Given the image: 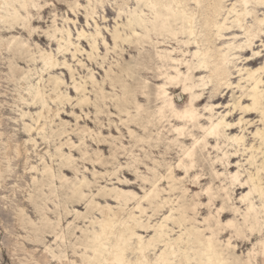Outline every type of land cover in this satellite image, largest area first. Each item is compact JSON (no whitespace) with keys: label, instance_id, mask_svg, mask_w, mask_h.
I'll return each instance as SVG.
<instances>
[{"label":"rangeland","instance_id":"1","mask_svg":"<svg viewBox=\"0 0 264 264\" xmlns=\"http://www.w3.org/2000/svg\"><path fill=\"white\" fill-rule=\"evenodd\" d=\"M35 1L43 8L29 7L31 27L35 29L32 33H29V28L16 25L21 31L8 34L4 24L0 23V264H63L59 260L65 261L66 256L72 262L64 264H73V261L81 264L84 256L82 244L91 235L94 221L101 217L99 209L108 204L115 212H134L140 225L136 232L144 237L146 243L152 236H158V225L164 222L169 212L174 218H180L182 206L196 203L201 204L198 214L190 213V216L196 218V225L202 229L204 218L210 213L215 214V209L222 205L229 209L223 223L235 218L238 224L243 225L247 203H242L240 197L249 191V187L246 186L245 193L237 191L240 186L231 185L229 172H239L240 180L244 182L262 168L261 181L256 182L264 181V146H261V137L264 138L261 110L264 104L258 107L259 111L240 110L242 105L252 104L246 95L250 85L246 71L264 67V7L260 2L246 0L249 3L244 4V0H202V6L217 4L223 6L224 11H231L234 6L236 11L244 14L237 24L233 23L236 13L231 11V19L226 25L229 28L220 33L206 29L203 24L205 19L213 17L212 12L201 10L193 2L182 3H191L187 8L196 10L195 27L202 32L200 44L205 41L204 45L212 49L214 56L232 44L244 47L232 52L228 80L218 85L214 79L205 91L203 88L194 90L204 99L198 103V112L203 115L201 125L208 126L213 115L214 120L224 116L225 122L232 127L226 128V134L210 138L206 148L197 146L196 167L186 173L178 163L185 158L183 151L194 143V138L186 136L180 140L176 133L171 132L177 122H170L167 118L159 122L157 112L163 104L156 101L159 83L154 73L157 72V51H172L173 58L186 60L193 66L197 64L193 57L197 45H190L188 50L182 42L172 40L166 34L160 38L161 44L156 50L153 45L157 38L152 27H149V34L154 42L146 38L133 42L128 38L134 17H151L144 15L149 14L145 0ZM16 5L21 14L27 16L26 11ZM223 15L224 12L218 18L220 21ZM136 28L141 32L139 27ZM259 28L262 31H258ZM249 30L258 34L255 39L250 38L253 39L251 48L246 46L250 44ZM116 32L120 36L117 40L114 39ZM83 33L85 36L80 38ZM52 35L57 38H52ZM14 36L17 40L11 45L12 51L6 44ZM69 36L70 49L59 51V46L66 45L65 40H69ZM179 37L183 40L185 36ZM45 53H50L62 65L43 72V77L39 78L45 70L41 60ZM182 67V72L188 74L187 65ZM261 72L263 82L260 91H263L264 101V70ZM209 74V69L198 74L194 72L191 78L200 85V77ZM57 77L61 79L58 85L54 82ZM226 81L229 87L224 85ZM77 85H85L86 91H77ZM38 91L45 94L44 99L33 101L32 97ZM141 92H146L147 96L140 101L143 109L137 111L135 99L138 100ZM169 92L180 109L188 105L190 95L183 87ZM58 95L64 103L59 99L56 102L50 100V97ZM23 98L26 101H22ZM87 98L89 103H83ZM238 102L240 104L235 109ZM206 106H213V112L206 110ZM48 108L53 111L59 109V116L54 117L53 111L48 114ZM126 110L130 111V116ZM44 113L49 119H39ZM241 119L243 122L239 124ZM39 122L46 124L41 134L36 131ZM32 126L34 129L29 132ZM189 131L197 137L204 135L202 130L192 126ZM258 131L261 136H255ZM233 136L244 139L239 144L233 143L229 140ZM35 142L37 146H33ZM21 147L23 152L26 148L29 153L17 162V150ZM224 153L230 156L226 167L220 161ZM48 167L52 171L45 172ZM170 167L173 179L162 178L169 176ZM196 174L200 175L197 184L194 183ZM62 175L66 176L63 180L60 179ZM154 183L158 197L144 200V195L150 192ZM209 186L215 203L205 207L209 196L204 190ZM120 191L131 192L136 198L126 205L124 198L116 199L115 193ZM131 194L127 193L125 197L132 198ZM139 200L145 209L142 214L134 209ZM253 201L259 204L260 198L256 195ZM232 209L240 211L239 217ZM22 210L26 222H20ZM167 223L173 233L179 235V224L174 227L171 221ZM191 226L184 224L183 230ZM35 229L40 232H35ZM229 231L220 236L226 257L230 261L246 259L260 238L246 246L243 245L245 241L233 238L231 243L237 246L236 250L233 247L227 249L226 244L233 236ZM55 233H63L66 241H56ZM28 236L34 237V242H30L26 238ZM184 238L183 248H186L189 239ZM137 243L138 237H133L129 261L138 258L136 250H132L138 247ZM163 251V246L159 249L151 247L148 257L155 260Z\"/></svg>","mask_w":264,"mask_h":264},{"label":"bare ground","instance_id":"2","mask_svg":"<svg viewBox=\"0 0 264 264\" xmlns=\"http://www.w3.org/2000/svg\"><path fill=\"white\" fill-rule=\"evenodd\" d=\"M148 3V9L149 14L144 15H151V17L148 16V18H145L141 15L138 17H134L131 20V24L133 25V28L131 30V33L127 35L128 38H132L133 42L137 41L140 42L141 39H148L152 40L154 42L150 32V28L152 27L153 31L155 32L156 36V43H154V48L158 50V45L161 44L160 38L165 37L166 34L170 35L172 40H176L177 42H182L187 49H190V45H197L198 49L194 52L193 57L196 59L197 64L196 65H190L189 62L183 59L173 58V52L168 50H162L157 51L156 56L158 59L157 64V72L154 73V78L159 83L158 88L156 90V101L160 102V104H163L159 107L157 115L159 122L162 123L163 119L167 118L170 122H177L178 125H173L171 132L176 133V135L181 138L180 140L186 139V136H191L194 138V143L190 147H185L183 151L184 159H180L178 163V167L181 169H187L186 173L189 172L190 169H193L196 167L195 159L196 156V150L197 146L204 145L206 148L209 145V139L210 138H217L220 137V135L226 134V128H229L228 125H231L227 122H225V117H221L219 120H214V116L212 115L209 120L210 124L208 126L201 125L200 118L203 116L198 109V103L202 102L204 99H202V94H197L196 91H194L196 88H203V91L208 88V86L214 82V79L217 80L218 85H222V82L225 80H228L230 76V71L228 70L229 64H231V57L233 56V51L237 48L243 49L242 46H234L233 44L228 46L226 49L219 50L216 55L212 54V49L208 45H204L205 41H202V45L200 44V40L202 39V32H199L196 30L195 27V20H196V10L192 7L187 8L188 5L191 3H188L187 5H182L183 2H193L192 4L196 5L197 7H200L201 10H205L206 12H212L213 17L209 19H205L203 22L206 29H215L218 33H220L221 30L228 29L226 28L227 21L231 19L230 13L231 11L236 13L235 18L233 19V23L239 24L242 21V17L244 14L239 13V11H236L234 6L230 10H223V6H217V4H211L209 3L208 6H202V0H145ZM205 1V0H204ZM260 2V0H258ZM244 4H248L249 1L244 0ZM20 5L22 9L26 11L27 16L21 14V11L17 7V5ZM261 4V3H260ZM0 5H3L0 7V23L4 24V28H6V32L8 34L15 33L17 31H21L16 25L23 26L24 28H29V33H32L35 29L31 27V19L29 7L33 6L34 8H37L38 10H41L43 8V5L40 3H36L35 0H0ZM10 5V7L8 6ZM181 5V6H180ZM12 9L14 10L12 12ZM74 12L75 9H73ZM224 12V17L220 21L218 18L222 17V13ZM248 14V13H247ZM177 23V27H174V24ZM149 24V26H148ZM139 27L141 29V32H139V29L136 28ZM59 31V30H57ZM258 31H262L261 28H259ZM69 34V31H68ZM100 34V33H99ZM185 36L182 38L183 40H180L181 37L179 36ZM248 41H250V44L246 45L247 47H252L253 39L250 38H256L258 36L257 32L254 30H249L247 32ZM80 38L84 37L85 34H80ZM52 38H57L56 35H52ZM120 38L119 33L116 32L114 39L117 40ZM63 39V38H62ZM17 38L14 36L12 39L8 41L6 45H8V49H11L14 51L11 47L13 44V41H16ZM130 41V40H126ZM66 45L61 44L59 46V51L64 52L68 51L70 49L71 39L69 36V40H65ZM145 43V41H143ZM140 43V44H143ZM24 43H22L23 45ZM94 45H96V40L94 41ZM117 46V44H115ZM14 47H19L18 45H14ZM66 48V49H64ZM97 49V47H95ZM186 53L184 52V56ZM75 56V54H74ZM41 60L44 63L45 70H42V74H39V78H42L43 72L48 71L49 69H54L57 66H61L62 64H59L58 59L55 57H52V55L49 53H45L41 55ZM169 62L176 63V64H169ZM186 64L188 68V74H185L182 72V66ZM63 65L68 66L67 63H63ZM181 66V68H180ZM168 68V69H167ZM165 69V70H164ZM209 69V75L200 77V85L195 84L192 81L191 75L198 73H202L205 70ZM264 70V67L260 68H253L246 71L247 81L250 82L249 88L247 90V97L249 98V101L252 102L251 105L243 107L241 106L240 110L243 112H248V108H255V111H259V106L262 104L263 99V91H260V84L263 82L261 76L262 72ZM241 72V70L239 71ZM92 82H94L95 77L93 76ZM55 84H60L61 79L59 77L55 78L54 80ZM224 85H227L228 87L230 84L226 81ZM179 87H183L184 91L186 93H189V103L188 105L180 109L178 105L170 98L172 93L169 92L171 89H176ZM145 88V87H144ZM75 89L77 91L81 90V92L86 91V86H75ZM143 90V88L141 89ZM129 92V91H128ZM44 95L41 91H38L33 97L32 100H41L44 99ZM145 96H147L146 92H141L140 96L138 97V100H136L135 105L137 111H140L143 109V106L140 104V101L145 99ZM87 96H85L86 98ZM59 99L62 102L61 95H58L56 97H50L51 101L56 102V100ZM22 101H26L25 98L22 99ZM89 99H84L83 103L88 104ZM127 101V100H126ZM240 102L238 104H235L234 108H238ZM35 105V103H34ZM49 107V106H48ZM206 110H209L210 112H213V106H206ZM264 109V108H263ZM53 109L50 110L48 108L47 113L50 114ZM121 111H124L121 109ZM60 110H54L53 114L54 117L59 116ZM128 116L131 115L130 111H125ZM262 114V110H261ZM26 114H23L25 116ZM264 116V115H263ZM39 119H49L48 116H46V113L40 114ZM243 120L241 119L239 124L242 123ZM36 123H38V120H36ZM46 124H43L42 122L37 125L36 131L41 134L45 130ZM198 128L203 131L202 137L195 136L192 131H189L190 127ZM34 129V127H30L29 132H31ZM177 129H180L181 131H177ZM215 129L214 134L209 135L212 130ZM207 130V131H206ZM134 133L131 131V135ZM255 136H261V132L258 131L255 133ZM244 137L240 136H233L229 138L230 141L233 143H240L242 142ZM262 144L264 146V138L261 137ZM33 146H37V142L34 143ZM218 147V145H216ZM220 150L222 148H219ZM29 150L24 148V152L22 150V147L17 150V156L18 160L20 161L21 158L26 154L28 155ZM236 152L235 154H237ZM28 157V156H27ZM229 158L230 156L227 153L223 154V157L220 158V161L223 162L225 167L229 165ZM253 158V157H251ZM9 159V157H7ZM28 159V158H27ZM227 164V165H226ZM194 165V166H193ZM264 165V164H263ZM263 169L258 168L256 171V175L249 176V179L243 182V180H240V173H239V180L240 183L238 184L240 187L237 189V191H241V193H245L249 185H251V190L253 192L252 197H249V200L252 203H247L246 207V213L243 215V222L244 224H238L236 220H234L236 223V227L229 228V229H221L218 227L216 220H208L209 216H213V213H210L208 217L204 218L205 220H208V223L205 224L204 221L201 222V224L204 228L202 229L200 226H197V220L195 217L190 216L191 211H189L190 208L195 206L187 205L181 207L180 212V218L185 217L184 224H192L191 227H186L184 231L185 237L189 239L187 242L189 245L186 248H183L181 251L182 259L185 261V264H246V262L249 260V255L247 254L246 259H238L234 261H230L229 258L226 257L225 251L221 248V241L220 236L223 234H226L225 232H230L233 236L230 237L229 240H232L233 238H236L237 241L240 240L241 242L245 241L243 244L244 246L248 245V242L254 241V239L257 240V238H260V231L261 228L264 227V215L261 214V206L260 203L257 204L253 200L255 199V196L257 195L260 198V191L262 187V183L257 184V181H261L259 176ZM47 171H52L51 167H48ZM68 171V170H66ZM170 174L167 177V179H173V171L171 167L169 168ZM230 174V180L231 185L235 186L237 184H234L233 177L237 175ZM30 174V173H28ZM2 176L1 166H0V177ZM196 176H199V174H196L194 176V183L197 184L198 180L195 179ZM218 176V174H217ZM66 176L62 175L60 177L61 180L65 179ZM35 180L36 177H33ZM161 180V179H160ZM248 185V187H246ZM153 188L150 190L149 193H146L143 197L144 200H150L157 196V185L156 183L153 184ZM209 187H207L204 191L207 193ZM188 190H186L187 192ZM212 192V188H211ZM127 193L131 192H116V199L124 198L126 205L131 200H134L136 198L135 194H131L132 198L125 197ZM228 194V192H226ZM248 192L242 196H247ZM147 197V199H145ZM158 197V196H157ZM214 194L212 193V204L214 205ZM214 202V203H213ZM137 206L134 207V209L140 210V213L142 209L145 210L141 204L140 200L137 202ZM200 206L201 204L198 203ZM225 206V205H222ZM254 208L253 211L249 212V208ZM220 207H217L218 209ZM215 209V210H216ZM101 217L97 218L96 221H94V229L91 231V235L87 237V242L83 243V251L84 256L81 259V264H94L98 262L97 264H103V262H107V264H121V262H131L128 259V252L130 251L131 244L133 237H138V247L135 249H132L133 251L136 250V254L138 255V258L136 261H140L143 259H149L148 257V251L151 249L149 247V244L146 242H143V248H141V241L139 239V236L136 232V227L140 226L138 223V220L136 218V215L134 212H131L130 214H125L122 212H115L113 211L112 207L108 204L107 206L101 207L100 209ZM199 209H197L196 213L198 214ZM24 210H22L21 215L19 216L20 222H26L24 219V215L22 214ZM236 212V211H235ZM189 215V216H188ZM228 213L224 212L219 215L217 218L220 223H223L224 217H227ZM212 221H215L214 224H211ZM61 223L59 222V225ZM23 226V225H22ZM244 226V227H243ZM142 227V226H141ZM249 229H254V231L250 232ZM214 230V231H213ZM35 232H40L38 229L34 230ZM56 237V241H66V236L62 233H55L54 235ZM31 242H34V237H26ZM185 239V238H184ZM229 240L226 244V248L230 249L231 247L236 250L237 246L233 245L231 243V247L228 246ZM260 240H257V243L254 244L252 250L249 252H252L253 249H255L256 252H260L261 248L258 245ZM258 245V246H257ZM257 246V248H256ZM155 248V247H154ZM24 251H27L25 249ZM190 251L192 253L190 254ZM159 252V251H158ZM248 252V253H249ZM89 253V255H87ZM157 258L162 259H173L174 256L171 255V248H169L168 252L164 253L163 257H160V255L157 256ZM259 258L264 260V255L257 256L253 255L251 257V260L254 264V262L259 261ZM65 261L60 259V263L64 262H72L70 260V257L66 256ZM195 261V262H192ZM40 264V263H37ZM66 264V263H65ZM73 264H77V261H73Z\"/></svg>","mask_w":264,"mask_h":264},{"label":"snow or ice","instance_id":"3","mask_svg":"<svg viewBox=\"0 0 264 264\" xmlns=\"http://www.w3.org/2000/svg\"><path fill=\"white\" fill-rule=\"evenodd\" d=\"M261 6L264 7V0H260ZM3 5H0V7H2ZM10 7V5H8ZM247 6V5H246ZM264 23V22H262ZM262 104H264V101H262ZM255 108H248L247 111H255ZM262 115H264V109H262ZM262 123H264V120H262ZM228 127H232V125H228ZM177 131H181L180 129H177ZM207 131V130H206ZM215 129L212 130V132L209 133V135L214 134ZM194 166V165H193ZM185 171H187V169H185ZM196 180H199L200 177L196 176L195 177ZM233 182L234 184H239L240 180H239V173H237L236 176L233 177ZM249 188H251V185H249ZM225 192H227V189H224ZM209 196V200H208V205L205 207H211L212 206V192H211V186H209L207 193ZM199 195V193L197 194ZM253 192L251 190L248 191L247 196H241L240 200L242 203H252L249 200V197H252ZM139 199V198H138ZM145 199H147V197H145ZM225 199L227 200V197H225ZM260 206H261V214L264 215V181H262V187H261V191H260ZM201 206L199 204H196L195 206H193L192 208L189 209V211H191L192 213H196L197 209H199ZM234 211H236V215L237 217H239L240 215V211L236 210V209H232ZM254 208H249V212L253 211ZM142 212L145 210H141ZM226 211H229L228 208H226L225 206H221L220 208L215 210V214L213 216H209L208 220H216L218 227H220L221 229H229V228H235L236 227V223L234 220H228L227 224H222L219 222V220L217 219L219 217V215L221 213H224ZM208 220H205L204 223L207 224ZM171 221L173 226L175 227L177 224H179V235H175L173 233V229L168 227V223ZM184 222H185V217H181V218H174L172 213L169 212L167 216L164 217V222H161L158 225L157 228V232H158V236H152V238L148 241L149 247H155L157 249H159L161 246H163L164 251L160 253V257L164 256L165 252H168L169 248H171V255L174 257H177L176 259H162V258H157L155 260H148V259H143L140 261H131V262H121V264H185V261L180 258L181 256V251H178V249H183V245L185 243V233L183 231V227H184ZM198 223V221H196ZM264 223V222H262ZM214 231V230H213ZM250 232L254 231V229H249ZM140 241H141V248H143V242H144V237H139ZM229 247H231V240H229ZM259 246L261 248L260 252H256L255 249H253L252 252H249V260L246 262V264H253L251 257L255 254L257 256H262L264 255V227L261 228L260 231V241H259ZM103 264H107V262H103ZM256 264H264V260H259L256 262Z\"/></svg>","mask_w":264,"mask_h":264}]
</instances>
